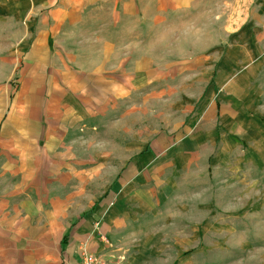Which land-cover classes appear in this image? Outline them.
<instances>
[{"label":"rangeland","instance_id":"1","mask_svg":"<svg viewBox=\"0 0 264 264\" xmlns=\"http://www.w3.org/2000/svg\"><path fill=\"white\" fill-rule=\"evenodd\" d=\"M165 25L154 51L179 75L99 126L93 226L125 264H264V0H205Z\"/></svg>","mask_w":264,"mask_h":264},{"label":"crops","instance_id":"2","mask_svg":"<svg viewBox=\"0 0 264 264\" xmlns=\"http://www.w3.org/2000/svg\"><path fill=\"white\" fill-rule=\"evenodd\" d=\"M204 1H0V264H79L82 246L108 258L88 196L94 135L179 75L154 36Z\"/></svg>","mask_w":264,"mask_h":264},{"label":"built area","instance_id":"3","mask_svg":"<svg viewBox=\"0 0 264 264\" xmlns=\"http://www.w3.org/2000/svg\"><path fill=\"white\" fill-rule=\"evenodd\" d=\"M81 247L79 264H124L120 258H106L101 254L90 253Z\"/></svg>","mask_w":264,"mask_h":264}]
</instances>
